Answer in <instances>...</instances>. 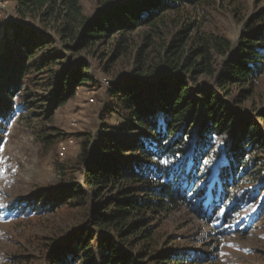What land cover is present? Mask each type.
Here are the masks:
<instances>
[{
  "label": "trees",
  "instance_id": "1",
  "mask_svg": "<svg viewBox=\"0 0 264 264\" xmlns=\"http://www.w3.org/2000/svg\"><path fill=\"white\" fill-rule=\"evenodd\" d=\"M213 4L113 0L89 18L81 0H16V19L5 23L0 40V147L16 115L36 116L45 108L51 122L84 85L105 90L109 115L123 122L77 135L73 169L83 184L62 180L0 215L84 210L81 223L50 240L46 264H203L206 257L193 251L158 249L160 220L185 206L213 218L217 231L232 230L235 209L257 190L254 170L264 174V109H237L255 95L264 74V15L247 24L234 45L208 28L207 14L219 6ZM141 29L147 33L131 72L105 79L108 87L94 80L87 58H98L117 37L107 65L116 63L134 48ZM51 132L43 137L46 147L62 136ZM58 167L65 175L70 166Z\"/></svg>",
  "mask_w": 264,
  "mask_h": 264
},
{
  "label": "rangeland",
  "instance_id": "2",
  "mask_svg": "<svg viewBox=\"0 0 264 264\" xmlns=\"http://www.w3.org/2000/svg\"><path fill=\"white\" fill-rule=\"evenodd\" d=\"M111 1L113 0H81V5L84 14L92 18L103 4ZM214 1L213 5L219 6L207 14L210 21L208 28L227 37L234 45L247 29L246 25H252L259 16L264 15V0ZM15 2L16 0H0V40L5 23L16 19L13 12ZM177 31L169 34L165 42ZM146 33L147 30H139L133 36L134 48L112 65H107V61L117 43V37L99 49L98 58H87L91 63L90 73L93 79L112 81L129 74L134 52L142 44ZM84 56L85 53H81L78 57ZM203 80L207 81V78L201 77L200 81ZM97 81L96 84H99ZM44 91V88L39 90L42 97L47 96V91ZM105 93L99 85H84L77 90L73 99L54 112L51 122L45 121L44 108L36 112L38 117L31 114L27 116L24 112L8 123L0 147L1 216L13 213L21 202L31 201L38 192H43L62 180L83 184L80 171L73 169L81 148V139L77 135H96L104 125L118 129L123 124L116 114L109 115ZM237 109L242 113L264 109V74L256 84L255 95ZM54 128L62 136L54 145L46 147L43 137L52 133L51 129ZM61 164L70 166L65 175L58 167ZM259 171L258 168L253 172L256 175L253 184L257 190L246 195L242 210L236 208L232 214V230L217 231L219 224L213 218L200 217L198 208L192 211L187 206L180 207L160 220L158 249L177 247L193 251L206 257L203 264H264V174ZM244 189L247 190V187ZM83 219V209L67 206L43 216L9 220L0 218V264H46L45 255L50 240L64 236ZM210 229L215 232H210ZM26 256L30 257V261L22 258Z\"/></svg>",
  "mask_w": 264,
  "mask_h": 264
},
{
  "label": "built area",
  "instance_id": "3",
  "mask_svg": "<svg viewBox=\"0 0 264 264\" xmlns=\"http://www.w3.org/2000/svg\"><path fill=\"white\" fill-rule=\"evenodd\" d=\"M103 83H104V86L105 87H108L110 85V81H108V80H104Z\"/></svg>",
  "mask_w": 264,
  "mask_h": 264
}]
</instances>
